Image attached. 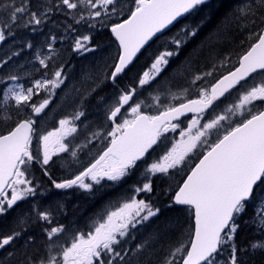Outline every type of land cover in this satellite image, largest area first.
I'll return each mask as SVG.
<instances>
[{"label":"snow or ice","instance_id":"obj_1","mask_svg":"<svg viewBox=\"0 0 264 264\" xmlns=\"http://www.w3.org/2000/svg\"><path fill=\"white\" fill-rule=\"evenodd\" d=\"M205 7L211 11V0H130L128 6L122 0H55L50 5L40 2L35 10L32 0H0V8L7 13L0 21V41L6 39V32L11 35L12 28L17 25L31 27L35 32L45 22L55 24L52 17L57 12L65 16L64 31L71 34L72 51L75 53L83 55L96 51L91 43L92 36L79 32L77 26L81 23L87 24L89 31L96 24L110 28L118 41L119 51L103 79L89 69L82 79L91 81L94 86L83 92L75 87L72 89L80 101L79 106L83 107L106 82L110 81L116 88L113 103L109 104L104 96H99L97 100L105 106L106 119L114 125L107 133L106 138L110 141L94 162L72 178L58 182L49 177L54 189H82L91 193L101 181L118 182L131 175L138 167V161L145 157L162 134L169 128L176 129L178 125L172 120L185 113L196 114L189 122L187 132L181 131V140L158 161L145 168L142 175L147 182L134 187L133 191L137 194L152 193V177L155 174H169L170 169L183 165L188 154L198 146H207L201 154L202 158L186 174L182 183L170 189L169 207L187 206L192 220L190 239L184 240L183 233L177 236L180 230L178 220L168 218L161 221V207H156L151 200L137 199L133 195L109 212L102 222H96L93 231L78 234L68 247L58 245V234L65 231V226H52V212L36 206L24 210L18 202H26L29 197L35 198L38 194V188L32 186V181L24 178L31 162L47 166L57 153L70 152L72 157L77 156V151L64 143V137L76 131L72 125L84 116V112L77 111L70 118L61 119L58 129L39 137L33 116L38 117L44 112L53 91L65 85L68 79L65 65L61 64L54 70L52 78L33 80L28 87L18 82L7 84L0 88V124L14 122L15 126L6 135H0V216L10 210L21 211L7 232L0 231V264H177V257L180 264H248L246 257L264 253V111L253 113L252 107H247H254V102L264 104V79L245 88L246 78L251 74L257 70L264 74V0H241L232 13L224 16L216 35L234 24L237 29L248 33L247 40L255 42L240 56L235 70L228 71L210 86L200 88L198 99L180 103L179 106H167L159 115L150 116L141 111L144 100L138 98L143 95L141 89L146 91L156 83L165 66L169 65V58L177 55L187 39L197 34V29L189 31L187 25L170 37L174 50L165 47L156 55L148 71L138 77L134 86L116 87L121 74L130 71L133 58L150 41L160 39L165 30L174 26V22L179 23V18L185 14L194 15ZM68 18L72 23H67ZM56 39L55 35L48 38V54L41 56L37 51L36 59L45 69L53 59ZM27 46L31 48L33 45L29 43ZM220 64L223 66L224 61ZM215 70L216 65H212V71L191 74V65L187 64L175 71L181 78L191 74L188 81L191 87L197 81L203 82L206 77H212ZM20 79L17 75H8L0 78V82ZM238 87L243 91L237 102L226 106L220 113H214V102ZM40 90L48 92V97L39 104L32 102L33 96ZM187 92V88L181 89V94ZM148 95L157 105L162 95L180 98L170 92L167 84L158 86L155 95L152 92ZM9 101H14V105H10ZM126 111H130L132 119L122 118ZM237 115L240 119H233ZM193 129H196L195 135L192 134ZM34 133L44 144L42 161L30 151ZM102 134V131L93 132L92 138ZM213 134L215 139L210 143ZM185 136L187 139H184ZM78 147H87V144ZM44 175H49L47 169ZM253 205L255 212L251 224L259 238L242 247L238 242L240 221ZM33 219L48 225L42 229L47 238V254L44 256L38 255L36 238L30 231ZM156 221H159L156 227L138 243L124 246L129 241L123 238L136 239L132 230L137 225L147 227ZM165 237L174 238L176 244L161 259L156 246ZM225 252L227 256L221 260Z\"/></svg>","mask_w":264,"mask_h":264},{"label":"trees","instance_id":"obj_2","mask_svg":"<svg viewBox=\"0 0 264 264\" xmlns=\"http://www.w3.org/2000/svg\"><path fill=\"white\" fill-rule=\"evenodd\" d=\"M32 3L34 8L35 5L39 4V0H32ZM211 3L213 5L211 11L205 7L194 15L187 14L183 18L179 19V23H174V26H171L169 30L164 33V35L160 36V39H154L153 41H151L149 45H147L144 49L141 50V53H138L133 63L129 66L130 71L121 74L122 78L116 81V87L120 89L126 88L129 85L134 86V82L138 79L139 76L143 74L145 69L148 67L149 62H152L153 58L164 49L161 45H159V42L161 40L163 42L164 47H167L169 50H172V44L168 42L169 37L176 35L177 32L185 25L188 26L189 31L191 29H197V34L187 39L186 43L181 46L180 51L177 53V55L170 57L169 65L165 66V70L162 71V74L158 77L156 83L153 84L152 87L148 88L146 91L143 89L140 90L143 91L145 95H147V93L149 92H152L155 95V90L158 86L167 84L170 92L174 94L177 93L180 98L172 99L170 95H162L161 102L159 105L155 104L154 106H150L149 108L142 109V112L155 113L162 109H165L167 106H173L174 104L179 103L185 99L192 98L185 97V94H181V89L190 88L188 81L191 79V74H202L205 71H212V65H216V70L214 71L213 76L206 77L203 81L204 84L207 83V85H210L221 74L233 68L234 65L237 63L238 56L245 52L250 46V42H248L249 40H247V38L244 36L243 32L245 31L237 29L234 24L227 30L222 29L219 35H216L217 29L218 27H220L221 21L224 16L232 13L235 10L234 6L239 5L241 3V0H211ZM6 15V11L3 8H0V21L5 19ZM202 20L204 21L203 23H201ZM101 34L104 38V41L102 43L107 42L108 44V42L110 41H112V43L115 42L109 31V28L104 27L101 31ZM8 36L9 35L6 32V39H8ZM18 37L19 35L15 36L16 39H18ZM242 41L243 44L241 43ZM102 43H98L96 45L101 46ZM195 51H197V57L192 61L194 62V65H191V69H193V71H191V74H188L183 78H172L171 75L176 69L191 61V57L195 53ZM11 54L12 52L9 53L8 49L2 44L0 47V62H3L0 63V75L2 76L5 64L11 60ZM220 61H224L223 66H221ZM87 64H89V62L86 61L85 56H80L76 59H73L71 63L65 64V71L66 73H70L73 78H77L80 74V71L82 72V69ZM110 66L108 68V72L110 71ZM254 75L264 74L256 72ZM97 77L100 78L101 76L99 75ZM199 82L201 81H198L196 85H194L195 92H199L198 89L201 85ZM92 85V82H89L87 88L92 87ZM6 86L7 85L3 81L0 82V88H4ZM87 88L84 87L81 92L85 91ZM238 89L239 87L227 93L221 100L215 103L216 106L220 102H223V100L227 96L234 93ZM108 90H110V92H116V88L113 87L110 81L106 82L104 85H101V87L97 89V92L94 94V96L89 97L88 101L85 102L83 107L79 106L80 101L78 98L75 97L71 100L70 98L65 97L61 100L62 103H60L59 106L57 105L56 117H67L73 115L77 111H83L84 116H81L77 122L79 125H81L82 128V124L88 122L86 115H89L90 118L94 117L95 115L94 113H91V111H93L92 107H99L96 114L97 120L101 122L105 121L106 124L112 126L110 121H108L105 117L103 104H99L97 102L98 97L103 96V94ZM234 98H236V96ZM259 110L260 109L254 110L253 113ZM187 117L190 118V116ZM9 125L10 124L2 126L0 124V134L7 132L10 129ZM37 126L38 125L36 123L34 127L37 128ZM82 132H84V130ZM221 132H223V130H221ZM82 134V137L84 138L86 133ZM214 139L215 134H213L212 142L214 141ZM159 145L160 143L157 142L156 145L152 148V150L148 152L145 157H143L142 160L138 163L140 164L145 162L148 156L158 151L160 149ZM102 147L103 145H100L96 153H93L83 148L84 152L82 156V161H84L87 165L88 162H90L92 158L99 153ZM203 148L205 150L207 149V146L204 145ZM162 150L163 148H161V151ZM204 150H201L199 155H201ZM69 155H71V153L67 155L57 156L53 165H51L52 162L47 166L35 165V163H33L31 165L32 171H30L31 176H33L32 186L38 188V194L35 198L29 197L26 202H18L21 203V209L24 210H27L32 206H36L40 210H50L52 212L53 219L52 226H65V231L61 234H58V239L56 240V243L61 242L58 240H67L68 237H73L74 234L89 229L90 227H88V225L91 221L96 219V215H103L106 212V209L110 208V206L112 207L117 205L121 197L123 195H126L125 192L129 190L131 194L126 196L128 200V198L131 197V195L134 193L133 189L135 185L140 181V179H142V174L144 173V170H140L139 177L138 173H134L133 175H129L122 178L118 182L107 181L109 182L107 183L105 180L106 185H96V191L92 194H87V191L84 190H81V193L78 194V192L76 191L54 189L51 186L49 177H51L52 179H57L59 176H65L66 173L62 170L66 169V165H69V163L72 164L73 168L75 169L74 164L76 163L74 162V160L71 161L69 159ZM58 162L60 165L62 164V166L59 168V170H56L54 169V167ZM191 166H189L187 169L184 168L185 173L179 178L180 180L178 178H174L172 181L170 179L169 174L166 175V179L174 184L180 183L188 172V170L191 168ZM45 169H47L49 175H44ZM63 173L64 175H60ZM159 178L155 176L152 181L156 182ZM59 179L63 178L60 177L58 178V180ZM160 181H164V177L161 178L159 182ZM170 195L171 194H169V196ZM145 197H147L144 198L145 200H151L153 202L152 195L147 194ZM160 204L162 207H164L165 200L160 201ZM21 209H17L15 212L10 210L9 213L0 216V231L7 232L10 229ZM163 210L164 212H166L165 216L173 215L174 217L176 216L179 219L181 228L177 232V236H180V234L183 233L184 240L190 239L191 233L189 229L190 225L192 224V220L189 211L187 210V206L169 207V205H166ZM254 212L255 206H250L247 213L243 215L242 220L240 221L241 230L238 235V242L241 244L242 247L246 245L250 240L254 238H259V235L258 233H256L254 226L251 224V218L254 215ZM44 227H48V225H46L43 221L37 222L35 221V219H33L30 225V231L36 238L35 247L39 249L38 255L40 256H44L47 254L45 245V241L47 238L42 231ZM154 228L150 229V231ZM123 239L129 241L128 244L124 245L125 247H128L131 244L138 243L141 239H143V237L138 238L136 236V239L134 241L130 240L128 237H125ZM175 244L176 240H174V238H165L160 240V242L156 246L157 250L160 252V258L162 259L165 255H167L170 249L175 246ZM226 256L227 252H225L220 257V259L223 260ZM246 259L248 261V264H264V253L258 252L255 255H250L246 257ZM178 261L179 257H177V264H180V262Z\"/></svg>","mask_w":264,"mask_h":264},{"label":"rangeland","instance_id":"obj_3","mask_svg":"<svg viewBox=\"0 0 264 264\" xmlns=\"http://www.w3.org/2000/svg\"><path fill=\"white\" fill-rule=\"evenodd\" d=\"M40 2H45L50 5L52 3H55V0L54 1L53 0H39V3ZM122 3L128 6L130 5V0H122ZM38 5L39 4L35 5L33 10H35V8ZM239 5L234 6L235 9ZM52 19L56 21L55 24H53L52 22H45L35 32L32 31L31 27H23V26L17 25L16 27L12 28V34L8 36V39H5L4 41H0V47L3 44L8 49L9 53L12 52L11 60L5 64L3 68V72H2L3 76L0 75V78L6 77L8 75H17L21 78L19 81H3L6 85L15 84L18 82V83L24 84L25 87H28V86H31V82L33 80L42 79V78L50 79L52 78L51 73L54 70H56L61 64L63 65L69 64L71 63L73 59H76L77 57H80V56H85L86 61L89 62V64L85 65V67L82 69L83 71L82 72L80 71V74L77 78H73V76L70 73H67L68 79L65 81V85H61L60 88H57L53 91L52 98H51V101L48 107L44 110V112L39 114L38 117L33 116V118L36 120V123L38 125L36 130L39 134V137L46 135L48 132L55 131L56 129L60 127L59 121L61 119L70 118L72 116L71 115L67 117H63V116L56 117L57 105L59 106V104L62 103L61 100L64 99L65 97H68L71 100L76 97V94L72 92L73 87L78 88L81 91L83 90L84 87L87 88L88 83L91 81H84L82 79L84 72L91 69L93 70L96 77L100 75L101 77L99 79H103L104 75L108 73V68L112 64L115 56L118 53V48L114 41H113L114 43H112V41L108 42V44L107 42L102 43L104 41V38L102 37V34H101V31L103 29L101 25L96 24V26L93 27L91 31H89V27L85 23H81L79 26H77L78 30L82 34H90L92 36L91 43L93 46L96 47V51L92 52L91 54L84 53L83 55L73 52L72 51V36L70 33H67L64 31L65 16L62 13L57 12L52 17ZM67 23H72L71 18L67 19ZM21 24H23V22H21ZM243 33H244V36L247 38L248 33L246 31ZM16 35H19L18 39L15 38ZM51 35H55L57 39L54 43L53 59L49 62L48 68L45 69L43 66L39 64L38 60L36 59V56H37L38 50L41 56L48 54L47 43H48V38ZM169 39L170 37L168 38V42L171 43ZM248 42H250L251 44L254 42V40L248 41ZM29 43L33 45L31 48L27 46ZM98 43L99 44L102 43L101 46H97L96 44ZM159 45H161L162 48H165L162 40L159 42ZM173 49H174V46L172 45V50ZM197 51H195V53L191 57V61L188 62L187 64L194 65V62L192 61L197 57ZM152 62H149L148 67L145 69V71H148ZM187 64H184V65H187ZM191 71H193V69H191ZM45 73H47V75H45ZM171 76L174 79L181 78L176 75L175 71L172 73ZM262 79H264V75L252 76L245 84V88H250L254 85L259 84ZM199 83L201 84L199 86V89L203 88V86H207V87L209 86L207 85V83L204 84V82H199ZM242 91L243 89L240 90L239 88L234 93L227 96L223 100V102H220L215 107L214 113H220L226 106L236 103L238 96ZM114 93L116 92H110V90H108L103 94V96L107 98V102L109 104L113 103L115 100ZM48 95H49L48 92L44 90H40L38 93H36V95L33 96L34 100L32 102L39 104L43 99L47 98ZM235 96L236 98H234ZM185 97H199V92H195L194 86H191L188 89V92L185 93ZM138 98L141 100H144V104L142 105L141 111L142 109L149 108L150 106H154L156 104L155 101L151 99V97L148 95V93L147 95L143 93V95ZM0 99H2V97H0ZM9 104L14 105V101H9ZM263 106L264 104H261L259 102H254V107L253 106H247V107H252V111H254V110H258L260 107H263ZM98 109L99 107L98 108L92 107L93 111H91V113H94L95 115L94 117H91V118L89 117V115H86L88 122L83 123L82 128H81V125L77 123L79 119L74 121V125L72 126H75L76 131L64 137V143L68 144L70 148H73L77 151L76 157H72L71 155H69L70 156L69 159L71 161L74 160L76 164H74L75 169L70 163L69 165H66L67 166L66 169L62 170L66 173L65 176H59L58 178L62 177L63 179H65L67 177H73L76 173H78L86 165L85 162L82 161V156L84 152L83 148L93 153H96L98 150V147L100 145L104 146L109 140V138H106V137H107V133L112 130V126H109L108 124H106L105 121L101 122L97 120L96 114H97ZM28 111L30 112V109ZM104 112H105V106H104ZM13 115H15L14 110H13ZM105 117H106V113H105ZM122 118L132 119L130 111H126ZM192 118L187 117L183 119L182 121H179L178 123H173L178 126L176 127L174 131L171 128H169V131L162 134V137L159 140L160 149L152 153V155L148 156L145 162L140 163V164L138 163V167L133 170L131 175H133L134 173L135 174L138 173V177H139L140 170H145V168L148 165H150L153 162L158 161L163 155L166 154V152H168L172 148V146L176 142L180 141L181 131L187 132L188 124L192 120ZM233 119L239 120L240 117L239 115H237V117H234ZM201 122L203 123L204 121H201ZM224 123L225 125H227V122H224ZM9 124H10L9 127L11 128L14 125V122H9ZM1 125L3 126L4 124H1ZM83 130L84 132H82ZM100 131H102L103 133L102 136L95 138V139L92 138L93 132H100ZM195 132H196V129H193L192 134L195 135ZM82 133H86L84 138L82 137L83 136ZM221 134H223V132H221ZM184 139H187V136H185ZM212 140H213V136L210 138L209 142L211 143ZM89 141L91 142L89 143ZM85 144H87V147H78V146H83ZM161 147H163L162 151H161ZM203 147L204 145L198 146L196 149L193 150V152L189 153L183 165L178 166L177 169L169 170V176L172 181L174 178L179 179L181 176L184 175L185 173L184 168L187 169L189 166L193 164V162L199 157V153L201 152V150H204ZM30 151L33 153L34 156H37L39 160L42 161L43 152H44V144H43V141L39 139L35 133L33 134L32 143L30 145ZM69 153H57L53 155L52 160L49 161V164H51L52 162L51 165H53L57 156L67 155ZM33 163H35V165H42V163H37L36 161H33L28 165L27 171H25L24 178L30 181H33V178H32L33 176H31V172H30L32 171L31 165ZM61 166L62 164L60 165L58 162L56 166L54 167V169L59 170ZM21 170L22 171L24 170L23 165L21 166ZM60 175H64V173ZM166 175L168 174L157 173L152 177V179L155 176H157L158 178L160 177L159 179H157L156 182L152 181L153 187H154V191L152 193H138L137 194L133 191L134 193L131 195V197L135 195L137 199H144V198H147L145 197L147 194L152 195L154 205L156 207L162 208L163 214L160 216L161 221L168 219V218H171L174 221L176 220L179 221V219L176 216L175 217L173 215L165 216L166 212H164L163 210L166 205H169V194H171L170 189L176 185L168 181L166 179ZM163 177H164V181L159 182V180ZM58 178L56 179L58 182L63 180V179L58 180ZM145 182H147V180L145 179V176L143 175L142 179H140V181L135 185V187L142 186V184ZM101 184L106 185L105 181H101ZM95 186H94L93 192L91 193L87 192V194L95 193L96 191ZM81 190L82 189H67V191H76L78 192V194L81 193ZM8 191L10 192V189ZM125 194L126 195H123L121 197L117 205L112 206V207L110 206V208L106 209V212L103 215H96V219L89 223L88 225V227H90L89 229L83 232H78L77 234H74L73 237H68L67 240H58L61 242H58L57 244L68 247L71 245L73 238L77 236L78 234L80 233L86 234L90 231H93L96 222H102L103 218H106L109 212L116 210V208H118L123 202H125L127 200L126 196H128L131 193L128 190L127 192H125ZM131 197H129L128 199H130ZM162 200H165L164 207H162L160 204V201ZM157 223H159V221H156L147 227H142L140 225H137L136 229L132 230V236L134 237L137 236L138 238H141V237L144 238V236L147 235L150 229L156 227ZM180 228H181V224H180ZM165 238H168V237H165Z\"/></svg>","mask_w":264,"mask_h":264},{"label":"water","instance_id":"obj_4","mask_svg":"<svg viewBox=\"0 0 264 264\" xmlns=\"http://www.w3.org/2000/svg\"><path fill=\"white\" fill-rule=\"evenodd\" d=\"M186 15H187V14H185V16H186ZM179 19H181V18H179ZM174 23H175V22H174ZM170 27H171V26H169V28H170ZM109 31H110V28H109ZM165 31H166V30H165ZM110 33H111V32H110ZM111 35H112V34H111ZM112 37H113V39L115 40V37H114L113 35H112ZM115 41H116V40H115ZM116 42H117V45H118V41H116ZM254 42H255V41H254ZM254 42H253V43H254ZM118 48H119V46H118ZM246 51H247V50H246ZM242 54H243V53H242ZM242 54H241V55H242ZM137 55H138V54H137ZM135 58H136V57L133 58V61H134ZM239 59H240V57H239ZM239 59H238V61H239ZM238 66H239V63H237L236 66H234V67H233L231 70H229V71L235 70V68L238 67ZM257 71H260V70H257ZM227 73H228V71L225 72V73H223L222 75H226ZM222 75H220L217 79H219ZM246 79H247V78H246ZM213 83H215V81H214ZM195 99H198V98H191V99H188V100L182 101V102H180V103H187L189 100H195ZM180 103H178V104L175 105V106H179ZM162 111H165V109H162V110L158 111L157 113H154V114H152V115H150V116L159 115V113L162 112ZM260 111H264V108H263L262 110H260ZM143 113L146 114V115H149V114L146 113V112H143ZM187 114H191V112H189V113H185L184 115L178 117L177 119L172 120V122L181 119L183 116H185V115H187ZM14 126H15V125H14ZM14 126H13V127H14ZM112 126L114 127L113 124H112ZM10 130H11V129H10ZM8 131H9V130H8ZM8 131H7V132H8ZM7 132H6V133H3V134H1V135H6ZM109 141H110V140H109ZM109 141H108V142H109ZM107 144H108V143H107ZM107 144H106V146H107ZM106 146L102 149V151L98 154V156H97L95 159H97V158L99 157V155L102 154V152L104 151V149L106 148ZM153 146H154V145H153ZM152 148H153V147H152ZM152 148H151V149H152ZM151 149H149V151H150ZM149 151H148V152H149ZM146 154H147V153H146ZM146 154H145V155H146ZM200 158H202V155L197 159V161L193 164L192 167H194L195 164L199 162V159H200ZM93 162H94V161H93ZM192 167H191V168H192ZM190 170H191V169H190ZM185 178H186V175L184 176L183 179H185ZM182 181H183V180H182Z\"/></svg>","mask_w":264,"mask_h":264},{"label":"bare ground","instance_id":"obj_5","mask_svg":"<svg viewBox=\"0 0 264 264\" xmlns=\"http://www.w3.org/2000/svg\"><path fill=\"white\" fill-rule=\"evenodd\" d=\"M53 1H54V0H53ZM103 28H104V27H103ZM166 31H167V30H166ZM166 31H165V32H166ZM58 32H59V31H58ZM150 42H151V41H150ZM150 42H149V43H150ZM67 51H68V50H67ZM230 91H231V90H230ZM226 94H227V93H226ZM226 94H225V95H226ZM222 98H223V97H221L220 100H221ZM188 99H191V98H188ZM188 99H185V100H188ZM185 100H183V101H185ZM181 102H182V101H181ZM216 102H217V101H216ZM216 102H214V103H216ZM179 103H180V102H179ZM177 104H178V103L174 104L173 106H175V105H177ZM259 111H260V110H259ZM194 115H196V114H195V113L187 114V115L183 116L181 119L177 120L176 122H179V121L183 120V119L186 118L187 116L194 117ZM0 135H1V134H0ZM192 166H193V165H192ZM192 166H191V167H192ZM190 169H191V168H190ZM190 169L188 170L187 173L190 172ZM187 173H186V174H187ZM182 180H183V179H182ZM180 183H182V181H181ZM164 188H165V187H164ZM97 193H98V192H97ZM99 194H100V193H99ZM164 196H165V195H164ZM181 207H185V206H181ZM174 240H175V239H174ZM178 262H179V261H178Z\"/></svg>","mask_w":264,"mask_h":264},{"label":"flooded vegetation","instance_id":"obj_6","mask_svg":"<svg viewBox=\"0 0 264 264\" xmlns=\"http://www.w3.org/2000/svg\"><path fill=\"white\" fill-rule=\"evenodd\" d=\"M194 116H195V115H194ZM190 118H192V117H190ZM174 123H178V122H174ZM161 137H162V136H161ZM161 137H160V138H161ZM159 140H160V139H159ZM159 140H158L157 142H159ZM159 143H160V142H159ZM105 146H106V144L100 149L99 153L102 151V149H103ZM161 148H163V147H161ZM99 153H98V154H99ZM98 154H97L95 157H93L92 160H91L90 162H88V164L85 165L84 167L88 166L91 162H93V161L95 160V158L98 156ZM84 167H83V168H84ZM83 168H82L80 171H82ZM69 178H71V177H67L66 179H69Z\"/></svg>","mask_w":264,"mask_h":264}]
</instances>
